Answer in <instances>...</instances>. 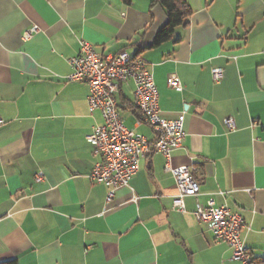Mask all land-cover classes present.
Listing matches in <instances>:
<instances>
[{
    "label": "crops",
    "instance_id": "crops-1",
    "mask_svg": "<svg viewBox=\"0 0 264 264\" xmlns=\"http://www.w3.org/2000/svg\"><path fill=\"white\" fill-rule=\"evenodd\" d=\"M186 2L188 23L155 44L167 17L151 0H0V261L241 264L193 215L196 201L209 199L241 215L245 246L253 259L264 256V0ZM33 25L39 31L23 40ZM80 39L99 54L142 56L161 116L184 112L171 163L192 165L200 185L185 212L172 209L175 181L153 149L110 199L89 180L97 158L85 137L102 117L88 110V84L65 79ZM213 68L223 70L219 81ZM173 77L181 91L167 85ZM133 89L121 85L119 114L152 140L129 105Z\"/></svg>",
    "mask_w": 264,
    "mask_h": 264
},
{
    "label": "built area",
    "instance_id": "built-area-1",
    "mask_svg": "<svg viewBox=\"0 0 264 264\" xmlns=\"http://www.w3.org/2000/svg\"><path fill=\"white\" fill-rule=\"evenodd\" d=\"M39 28L35 25L24 31L23 40L29 39ZM79 52L69 59L71 72L66 81H84L89 86L87 96L90 113L99 111L102 123L92 127L86 135L93 155L97 158L88 178L92 183H103L108 187L107 199L116 190L128 186L132 176L139 168V160L144 153L153 149L165 158L164 170L171 173L176 194L172 209L185 212V197L197 198L200 185L194 178L195 168L190 165L173 166L172 151L181 146L184 138V112L172 119L161 116L158 108V92L153 74L147 61L138 54L122 50L117 53L99 54L93 44L80 39ZM223 76L221 68L212 69V79L219 81ZM132 81V103L139 112V121L146 124L154 133L149 140L133 129L125 126L117 106V93L122 84ZM167 85L177 91L183 86L177 77L167 81ZM230 130L235 128L231 117L223 120ZM1 123V121H0ZM43 179V171L36 173L35 181ZM137 197H133L135 201ZM195 219L212 232L216 241L227 243L232 259L241 264H251V250L245 246L242 229L245 223L241 215L230 211L225 205L216 206L212 199L203 205L196 201L193 212Z\"/></svg>",
    "mask_w": 264,
    "mask_h": 264
},
{
    "label": "trees",
    "instance_id": "trees-1",
    "mask_svg": "<svg viewBox=\"0 0 264 264\" xmlns=\"http://www.w3.org/2000/svg\"><path fill=\"white\" fill-rule=\"evenodd\" d=\"M151 3L160 5L165 11L167 17L165 25L156 35L155 44H159L171 38L175 28L185 26L188 23V19L192 13L186 0H151ZM129 105L137 110L133 103ZM0 264H17V262L15 259H8L0 261ZM251 264H264V256L260 260L253 259Z\"/></svg>",
    "mask_w": 264,
    "mask_h": 264
}]
</instances>
